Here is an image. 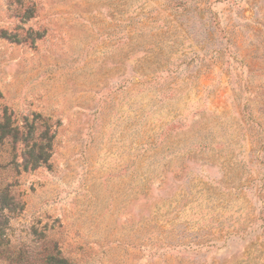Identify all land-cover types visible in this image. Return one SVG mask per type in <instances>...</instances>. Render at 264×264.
I'll use <instances>...</instances> for the list:
<instances>
[{
  "label": "rangeland",
  "instance_id": "obj_1",
  "mask_svg": "<svg viewBox=\"0 0 264 264\" xmlns=\"http://www.w3.org/2000/svg\"><path fill=\"white\" fill-rule=\"evenodd\" d=\"M4 108L0 264H264V0H0Z\"/></svg>",
  "mask_w": 264,
  "mask_h": 264
},
{
  "label": "trees",
  "instance_id": "obj_2",
  "mask_svg": "<svg viewBox=\"0 0 264 264\" xmlns=\"http://www.w3.org/2000/svg\"><path fill=\"white\" fill-rule=\"evenodd\" d=\"M56 128L57 123L41 119L36 114L18 122L13 112L4 108L0 113V146L6 145L11 149V160H6L1 166L13 164L12 158L18 157L19 167L23 172H32L40 167L49 168ZM3 190L6 188L2 192ZM2 206L6 207L4 204ZM2 248L0 245V251ZM58 263L66 262L58 259Z\"/></svg>",
  "mask_w": 264,
  "mask_h": 264
}]
</instances>
